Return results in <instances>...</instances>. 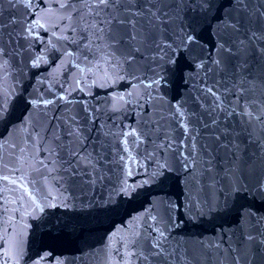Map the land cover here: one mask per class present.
Returning a JSON list of instances; mask_svg holds the SVG:
<instances>
[{
  "label": "water",
  "instance_id": "obj_1",
  "mask_svg": "<svg viewBox=\"0 0 264 264\" xmlns=\"http://www.w3.org/2000/svg\"><path fill=\"white\" fill-rule=\"evenodd\" d=\"M261 11H264V0H244L243 4L237 0H208L205 8L189 13V18L194 15L197 20L199 47L196 53L205 60L206 66L221 55L216 46L221 42L220 34L224 33L227 24L239 22V33H233L230 27L227 31L234 38L238 36L243 40L248 39L250 30L258 36L264 32V17L259 15ZM11 18L22 22L26 19L25 9L3 0L0 3V23L9 25ZM21 30V23H17L7 27L5 33L12 32L13 36H17ZM7 40L5 34V46L9 51L17 47L15 43L8 46ZM254 43L258 47L264 45V40ZM19 45L18 54L9 58V69L0 73V92L4 93L7 101L6 112L0 117V196L3 197L0 203L9 209L4 212L0 207V235H7L4 232L6 227L15 229V237L22 247L19 264H109L110 259H118L114 250L119 246V238L127 237L134 231L146 234L151 230L150 226L166 229L169 235L167 247L175 250L177 262L185 252H197L209 257L206 264H221V261L232 264L231 257L235 253L230 249L246 247L243 242L248 232L259 239L258 233L264 231V222H257L264 217V193L260 190L264 184V167L257 164L254 172L245 170L233 178L223 170L228 161L222 149L213 153L217 160L212 175L199 176L197 184L181 166L177 152L167 154L171 170L151 178L157 162L146 158V151L150 152L152 146L141 145L136 149L133 152L136 162L127 159L121 161L119 156H126L121 150V141L118 137L110 136L108 139L114 147L107 152L108 159L100 166L99 175L103 179L90 184L76 177L71 182H62L58 187L54 181L37 183L33 187L31 182L39 181L40 173L47 174V170L39 165L51 138L46 130L51 129L65 137L68 117L76 116L83 123L88 115L84 111L85 106L99 108L96 114L113 132H119L124 124L137 125L132 124L131 108L123 114L108 110L109 94L126 91L125 82H120L115 88L95 86L91 89V95L87 89L84 92L73 90L76 70L68 61L62 68L55 67L60 64L57 59L59 52L48 50L44 53L46 62L33 67L32 60L41 55L44 45L33 42L29 46L23 39H19ZM190 61L191 58H181L173 72L166 73L168 83L160 88L163 99L157 101L165 111L181 97L187 101L188 107H195L199 111L192 97L200 95L203 74L198 75ZM216 79L215 75L210 74L208 83L212 84ZM61 95H66L72 103L59 99ZM201 99L204 103H211L212 100L211 97ZM33 100H52L53 103H40L34 107ZM208 119L204 117L205 121ZM172 127L175 128L176 124L173 123ZM190 127L199 131L197 145L214 146L212 137L215 133L212 128L204 129L199 122H194ZM223 128L234 129L233 136L242 132L237 117L221 123L220 129ZM181 131H177L176 136L179 137ZM91 135L94 137L95 133ZM131 140L132 137H129V142ZM63 143L68 144V139L65 138ZM86 143L90 151L91 143ZM21 148L24 149L23 153L20 152ZM241 149L246 158L257 152L256 146L251 144H241ZM60 155L68 158L66 150ZM18 157L21 163H17ZM158 162L163 163V159ZM193 167L198 173L201 166L196 164ZM15 168H20V171H14ZM129 170L131 175H128ZM4 176H8L9 180H3ZM12 180L17 183H11ZM146 180L147 183H144ZM21 184L29 185V191L41 205L48 203L43 197L50 193L49 200L55 206H45L43 211L37 209L33 212L35 205L20 187ZM237 184L242 191L233 190ZM123 186L134 190L130 194L122 193L120 189ZM21 196L24 197L22 201ZM11 200L16 203H6ZM14 208L20 211L13 213L11 209ZM13 215L15 219L8 223V217ZM152 216H156L157 220L152 221ZM0 244H3L0 248L2 264L4 248L8 245L3 240H0ZM256 247L259 251L253 264H264V247ZM10 264H14V261ZM240 264H245L243 258Z\"/></svg>",
  "mask_w": 264,
  "mask_h": 264
},
{
  "label": "snow or ice",
  "instance_id": "obj_2",
  "mask_svg": "<svg viewBox=\"0 0 264 264\" xmlns=\"http://www.w3.org/2000/svg\"><path fill=\"white\" fill-rule=\"evenodd\" d=\"M237 2L243 4L244 0ZM9 3L23 6L26 19L21 22L11 18L9 25L0 23V73L9 69L10 56L18 54L21 47L19 39L25 40L29 46L33 42H40L44 47L41 55L32 60V66L39 67L41 62H46L44 53L48 50L59 52L57 59L60 64L55 67L62 68L68 61L76 70L73 90L84 92L87 89L91 95V89L95 86L115 88L120 82H125L126 91L109 94L108 110L123 114L131 108L132 124L137 125L124 124L119 132H113L96 114L99 108L85 106L84 111L88 115L83 123L76 116L68 117L65 137L51 129L46 130L51 138L39 165L47 170V174L40 173L39 181L31 182L33 187L37 183L50 181H54L58 187L62 182H71L76 177L90 184L103 179L99 175L100 166L107 161V152L114 147L108 139L110 136L118 137L121 141V150L126 154L119 156L121 161L127 159L136 162L133 152L141 145L152 146L150 152L146 151V158L157 162L151 178L171 170L166 158L169 152L178 153L181 166L197 184L199 176L212 175L217 160L213 153L221 149L228 161L223 170L233 178L245 170L254 172L257 164L264 167V155L261 154L264 153V45L257 47L254 43L264 40V32L258 36L250 30L248 39L243 40L238 36L234 38L227 31L230 27L233 33H239V22L227 24L224 33L220 34L221 42L216 46L221 55L206 66L205 60L196 53L199 47L197 20L194 15L189 18V13L205 8L208 0H9ZM259 15L264 17V11ZM17 23L22 25L17 36H13L12 32L5 33L7 27ZM5 34L8 36V46L13 43L17 45L11 51L5 46ZM181 58H191L197 74H203L200 95L192 97L199 111L195 107H188L183 97L172 103L167 111L157 103L163 99L160 88L168 83L166 73L173 72ZM210 74L217 77L212 84L208 83ZM201 97H211V103L202 102ZM59 99L72 103L66 95H61ZM6 103L4 93L0 92V117L6 112ZM40 103L48 105L53 101H32L34 107ZM83 103L87 104L86 101ZM205 116L209 118L207 121L204 120ZM233 117L239 119L242 129L235 136L232 135L234 129H220L221 123H227ZM194 122L201 123L204 129H213L214 146L197 145L199 131L190 127ZM173 123L176 124L175 128L172 127ZM113 127L116 125L113 124ZM181 129L180 136H176L175 133ZM92 133H95L94 137ZM129 137H132L131 142ZM65 138L68 144L63 143ZM86 141L91 143L90 151ZM241 144L255 145L257 152L246 158ZM65 150L67 159L60 155ZM20 152L23 153L24 149L21 148ZM160 159H163V163L158 162ZM17 163H21L19 157ZM196 164L201 166L198 173L193 167ZM14 171L18 172L20 168ZM131 174L129 170L128 175ZM3 180L7 181L9 177L4 176ZM11 183L16 184L17 181L12 180ZM20 187L31 197L35 205L33 212L37 209L43 211L45 206H55L49 200L50 193L43 197L48 203L41 205L29 191V185L21 184ZM132 190L128 186L120 189L125 194H130ZM233 190L240 192L243 189L237 184ZM260 190L264 193V184ZM23 199L21 196L20 200ZM0 201H3L2 196ZM6 203L15 204L16 201ZM0 207L4 212L9 211L4 203H0ZM11 211L16 213L20 209ZM14 219V215L10 216L7 222L11 223ZM151 220L156 221V216H152ZM257 222H264V217ZM150 228L146 234L134 231L127 237L119 238V246L114 250L118 259H110L109 264H133V261L135 264H206L209 259L206 254L185 252L177 262L175 250L167 247L169 235L166 229ZM4 232L7 235H0V240L8 247L4 248L2 264L12 261L19 264L22 247L15 237V229L6 227ZM258 236L259 239L248 232L243 242L246 247L230 249L235 253L231 257L232 264H240L242 258L245 264H253L259 251L256 245L264 247V231L259 232ZM2 247L3 244H0Z\"/></svg>",
  "mask_w": 264,
  "mask_h": 264
}]
</instances>
